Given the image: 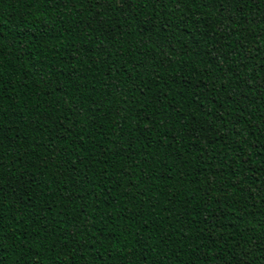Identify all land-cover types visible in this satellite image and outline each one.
Masks as SVG:
<instances>
[{
	"label": "trees",
	"instance_id": "1",
	"mask_svg": "<svg viewBox=\"0 0 264 264\" xmlns=\"http://www.w3.org/2000/svg\"><path fill=\"white\" fill-rule=\"evenodd\" d=\"M0 264H264V0H0Z\"/></svg>",
	"mask_w": 264,
	"mask_h": 264
}]
</instances>
